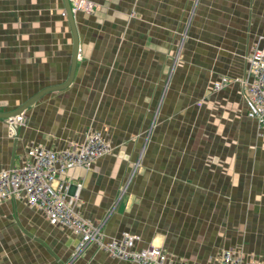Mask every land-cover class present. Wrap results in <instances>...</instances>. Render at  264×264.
<instances>
[{
	"label": "crops",
	"instance_id": "0c3cea01",
	"mask_svg": "<svg viewBox=\"0 0 264 264\" xmlns=\"http://www.w3.org/2000/svg\"><path fill=\"white\" fill-rule=\"evenodd\" d=\"M89 1L92 13L74 14L71 84L30 105L17 133L0 119V171L30 147L99 132L110 153L62 180L105 240L135 235L134 250L158 247L173 264H216L228 250L264 264V130L245 104L264 0ZM63 11L62 0H0V113L67 79ZM77 242L24 199L0 203V264H132Z\"/></svg>",
	"mask_w": 264,
	"mask_h": 264
},
{
	"label": "built area",
	"instance_id": "2783aa9c",
	"mask_svg": "<svg viewBox=\"0 0 264 264\" xmlns=\"http://www.w3.org/2000/svg\"><path fill=\"white\" fill-rule=\"evenodd\" d=\"M73 14L92 13L94 5L89 0H68ZM64 15V13H63ZM249 81L245 84L247 116L264 130V45L251 49L248 57ZM229 79L221 77L211 88L218 91L227 86ZM7 125L23 122V116L6 119ZM108 141L99 132H89L79 145L52 151L43 147H30L18 167L0 171V203L7 200L24 199L30 208L41 210L51 225L67 228L78 237L75 252L94 244L109 257L132 264H173L158 247L147 246L134 250L138 237L124 233L119 240H105L100 229L91 225L76 212L73 203L67 199V185L62 177L75 167L89 170L93 163L110 153ZM72 200L77 199V193ZM216 264H256L245 259L238 252L228 250L221 253Z\"/></svg>",
	"mask_w": 264,
	"mask_h": 264
},
{
	"label": "water",
	"instance_id": "95a60500",
	"mask_svg": "<svg viewBox=\"0 0 264 264\" xmlns=\"http://www.w3.org/2000/svg\"><path fill=\"white\" fill-rule=\"evenodd\" d=\"M64 5V13L72 34V54H71V63H70V69L68 73L67 79L59 84L54 86L46 87L39 92H37L35 95H33L30 99H28L26 102H24L20 107L15 109L14 111L6 112V113H0V119H9L16 116H22L24 111L32 105L35 101H37L40 97H42L44 94L52 91H58L63 90L66 87H68L74 77L75 68H76V62L79 54V42H78V35L75 27V19L74 14L71 11V6L68 0H62ZM15 133H17L18 128L14 127Z\"/></svg>",
	"mask_w": 264,
	"mask_h": 264
},
{
	"label": "rangeland",
	"instance_id": "374dc122",
	"mask_svg": "<svg viewBox=\"0 0 264 264\" xmlns=\"http://www.w3.org/2000/svg\"><path fill=\"white\" fill-rule=\"evenodd\" d=\"M63 13H64V11L61 13V15H62L63 17H66V16H65V13H64V15H63ZM4 120H6V119H4Z\"/></svg>",
	"mask_w": 264,
	"mask_h": 264
}]
</instances>
